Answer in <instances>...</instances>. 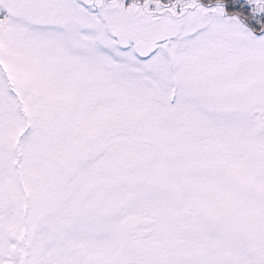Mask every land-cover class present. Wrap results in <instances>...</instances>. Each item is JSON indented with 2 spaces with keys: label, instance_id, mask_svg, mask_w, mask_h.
Instances as JSON below:
<instances>
[{
  "label": "snow or ice",
  "instance_id": "1",
  "mask_svg": "<svg viewBox=\"0 0 264 264\" xmlns=\"http://www.w3.org/2000/svg\"><path fill=\"white\" fill-rule=\"evenodd\" d=\"M0 264H264V0H0Z\"/></svg>",
  "mask_w": 264,
  "mask_h": 264
}]
</instances>
